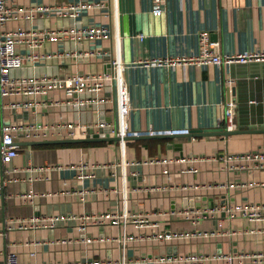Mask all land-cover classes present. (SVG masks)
I'll use <instances>...</instances> for the list:
<instances>
[{"label":"crops","instance_id":"0c3cea01","mask_svg":"<svg viewBox=\"0 0 264 264\" xmlns=\"http://www.w3.org/2000/svg\"><path fill=\"white\" fill-rule=\"evenodd\" d=\"M7 1L15 7L32 8L34 15L9 19L0 24V31L72 24L109 28V35L101 38L77 41L66 37L32 47L19 43L21 53L32 50L40 56L26 58L11 72H112V58L119 56L125 62L122 95L130 129L223 126L225 101L230 97L237 100V126L240 120L250 118V122L253 115L264 117V60L171 66L142 62L154 56L199 51L202 30L220 40L215 47L220 53L264 49V0H160L161 14L152 13L155 0H102L103 6L85 8L76 17L53 9L72 0ZM45 5L52 6L51 10L41 9ZM87 50L92 52L66 54ZM48 52L55 54L45 57ZM251 64L254 71L248 68ZM78 95L107 99L81 106L67 104L63 101L69 96L62 89L38 96L22 92L0 95V124L60 119L88 125L98 120L120 124L121 98L115 80L97 93L85 89ZM25 100L38 102L11 105ZM90 129L77 136L88 135ZM53 137L70 136L48 128L38 137L20 140ZM260 148H264L262 131L227 136L149 134L130 136L123 144L120 139L20 143L11 160L5 162L0 156V264L6 263L9 250H16L21 262L33 264H122L124 259L139 256L151 257L148 264H185L154 259L192 253L207 257L201 264H264V259L253 256L242 261L236 257L232 263L218 256L219 252H263L264 217H230L221 211L195 219L180 213L184 208L205 209L222 202H264V168L241 166L243 160L232 156ZM203 182L213 186L193 185ZM107 210L139 213L145 218L125 225L88 220L80 228L78 215ZM48 214L75 217L60 218L53 226L30 225L32 216ZM165 230H184L188 235L155 238ZM126 235L134 238L125 239Z\"/></svg>","mask_w":264,"mask_h":264},{"label":"built area","instance_id":"2783aa9c","mask_svg":"<svg viewBox=\"0 0 264 264\" xmlns=\"http://www.w3.org/2000/svg\"><path fill=\"white\" fill-rule=\"evenodd\" d=\"M102 0H72L61 4L54 5V8L58 14L69 15L72 17L78 16L83 9L94 6H103ZM52 6L45 5L42 6L43 10H51ZM163 7L160 4V0H155L152 13L161 14L163 12ZM32 8L26 10L23 7H15L10 4L7 0H0V24H5L7 20L16 18L19 16L32 17ZM142 32L140 33V35ZM109 35V28L104 24H72L69 26H60L56 28H24L22 26H17L14 28H5L0 31V95L12 94L17 92H22L26 95L44 94L52 89H62L69 96L65 98L63 102L67 104H73L81 106L82 104H93L101 100H106V97H81L79 92L88 89L95 93L99 92L109 80H115L117 82L118 91L120 93L121 101V113H120V124H111L105 120H98L92 124H86L81 120L75 121L70 119H60L50 123H21V122H5L0 124V156L3 161L11 160L17 153L20 147V140L23 136L35 135L38 137L41 133L46 132L48 128L57 135L65 133L69 136H77L79 133L86 131L88 128H93L94 130H101L104 127H110L111 134L121 135V144L125 141L126 136H134L139 134H153V133H179V132H189L187 128H169V129H156L149 128L145 130H133L127 126V113L126 107L123 100V89L125 83L123 81V69L125 67V62L119 56L112 58L113 71H76L71 74H55V73H31L14 75L12 74V69L19 67L23 64L25 59L38 58L39 53L35 51H27L25 54L18 50L19 43H25L27 46L32 47L36 45L43 44L46 40H57L64 39L66 37L75 38L79 41L81 39H95L106 37ZM201 48L197 52H187L177 55H167V56H154L151 58H146L142 60L143 63L149 64H167V65H186L190 63L196 64H209V63H231L233 61H249V60H264V49H248L235 53H220L215 47L220 44V40L211 39L209 33L206 30L200 32ZM92 51H85L76 53L75 51H66V54L79 55L82 53H88ZM55 53L48 52L44 53L45 57H51ZM229 81L232 82L230 79ZM35 102V100H34ZM34 102L31 100H25L22 103L12 102V106H28L32 105ZM38 101L36 100L35 103ZM56 102H59L56 100ZM236 107L237 100L234 98H229L225 101V117L222 119V124L226 129H234L237 127L236 122ZM43 128L44 131H40ZM234 158L243 160L241 166H251L264 168V148L245 150L242 152H237L232 154ZM179 159H184L181 157ZM163 161H170L171 158H162ZM85 164H81L84 166ZM165 172H169V168H164ZM221 183L220 185H223ZM195 187L204 186L212 187L211 182L195 183ZM1 179H0V191H1ZM226 213L228 216L233 217L237 214L243 215L249 219H258L264 217V202L260 201H248V202H222L220 204H215L212 207L205 209L184 208L180 210V213L186 216H193L195 219L203 218L208 215L218 214L220 212ZM75 217L73 214H48L43 216H32L29 220L30 225L43 226L56 224L57 220L60 218ZM80 221V228H85L87 221L91 220L94 222H104L109 220L113 223H122L125 225L130 221H142L144 220V215L139 213H131L120 210H107L104 212L93 213V214H82L77 216ZM27 225V222H21V225ZM207 231H204L206 234ZM188 235L187 231L184 230H165L155 234V238L159 239H170L175 237H186ZM134 238L133 235H126L125 239ZM219 257L226 258L229 262L238 257L240 261L246 256H253L257 259H264L263 252L254 253H241L236 254L232 252H226L218 254ZM206 256H201L197 254H179V255H165L156 257L154 260H182L185 264H201ZM151 257L139 256L129 260H123L122 264H148ZM5 264H33V263H23L21 262L19 255L16 250H9L6 256ZM41 264V263H38ZM42 264H52V263H42Z\"/></svg>","mask_w":264,"mask_h":264},{"label":"water","instance_id":"95a60500","mask_svg":"<svg viewBox=\"0 0 264 264\" xmlns=\"http://www.w3.org/2000/svg\"><path fill=\"white\" fill-rule=\"evenodd\" d=\"M257 61V60H253ZM235 62V61H233ZM232 63V62H231ZM256 64V63H254ZM249 70L254 71L256 68L253 64L249 65ZM230 89V85H229ZM233 92L236 91V85L232 86ZM230 95V92H229ZM240 103V102H239ZM240 107V106H239ZM256 113V109H254ZM252 120L247 119L246 121H239V124L234 129H226L224 126H211L205 128H193L190 129L189 132H179V134L184 133L188 135H196V134H224L229 135L235 132H256L262 131L264 132V117L263 118H256L255 115L252 116ZM155 135H167L173 136L175 133H153ZM177 134V133H176ZM149 134H139L134 136H148ZM130 136H126L128 138ZM98 139H121V135L119 134H111L110 127H104L101 130H94L93 128L90 129L89 134L85 136H70V137H53V138H34V139H27V140H18V143H45V142H65V141H87V140H98ZM1 144V140H0ZM213 206V205H212Z\"/></svg>","mask_w":264,"mask_h":264}]
</instances>
